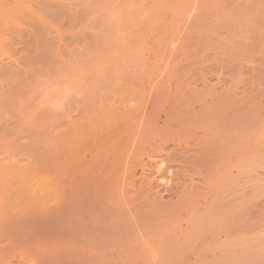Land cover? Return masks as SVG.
<instances>
[{
  "label": "rangeland",
  "instance_id": "374dc122",
  "mask_svg": "<svg viewBox=\"0 0 264 264\" xmlns=\"http://www.w3.org/2000/svg\"><path fill=\"white\" fill-rule=\"evenodd\" d=\"M0 264H264V0H0Z\"/></svg>",
  "mask_w": 264,
  "mask_h": 264
}]
</instances>
